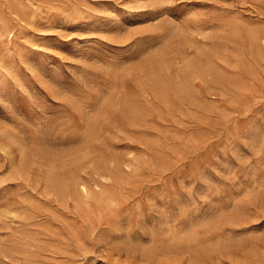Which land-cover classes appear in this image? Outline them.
<instances>
[{"label": "rangeland", "instance_id": "rangeland-1", "mask_svg": "<svg viewBox=\"0 0 264 264\" xmlns=\"http://www.w3.org/2000/svg\"><path fill=\"white\" fill-rule=\"evenodd\" d=\"M263 258L264 0H0V264Z\"/></svg>", "mask_w": 264, "mask_h": 264}, {"label": "bare ground", "instance_id": "bare-ground-1", "mask_svg": "<svg viewBox=\"0 0 264 264\" xmlns=\"http://www.w3.org/2000/svg\"><path fill=\"white\" fill-rule=\"evenodd\" d=\"M163 52H164V51H163ZM31 64H32V63H31ZM18 79H19V78H18ZM17 142H18V141H17ZM21 154H22V153H21ZM43 183H44V182H43ZM84 190H85V189H84ZM84 192H85V191H84ZM7 216H8V215H7ZM232 218H233V217H232ZM237 243H238V242H237ZM240 243H241V242H240ZM240 247H241V246H240ZM243 247H244V244H243ZM245 247H246V245H245ZM245 247H244V248H245ZM241 249H242V247L240 248V251H241ZM223 250H224V249H223ZM231 250H232V249H231ZM247 250H248V249H247ZM206 251H207V250H206ZM233 251H234V250H233ZM237 251H238V250H237ZM202 252H203V251H202ZM229 252H230V251H229ZM224 253H225V252H224ZM233 253H234V252H232V254H233ZM238 253H239V252H238ZM238 253H237V254H238ZM245 253H247V252H245ZM204 254H205V253H204ZM218 254H220V253H218ZM227 254H228V253H227ZM240 254L243 255L242 253H240ZM240 254H239V257H240ZM205 255H206V254H205ZM205 255H202V254H201V255H200V258H201V256H205ZM207 255H208V253H207ZM225 255H226V254H225ZM245 255H246V254H245ZM245 255H244V258H245ZM218 256H219V255H218ZM227 256H228V255H227ZM233 256H234V255H233ZM247 256H248V255H247ZM184 257H185V256H184ZM198 257H199V256H198ZM198 257H197V258H198ZM213 257L216 258V256H214V255H213ZM221 257H224V254H223V256H221ZM231 257H232V256H231ZM231 257H229V258H231ZM252 257H253V256H252ZM178 258H179V257L177 256L176 260H177ZM181 258L183 259V255L181 256ZM189 258H190V257H189ZM189 258H187V259L185 258L186 261H187V260L190 261L191 258H193V257L191 256V258H190V259H189ZM200 258H198V259H200ZM234 258H235V256H234ZM234 258H232V259L234 260ZM237 258H238V257L235 258V260H234L235 262H237V261H236ZM240 258H241V257H240ZM174 259H175V258H174ZM179 259H180V258H179ZM193 259H194V258H193ZM193 259L191 260V262L193 261ZM201 259H202V258H201ZM204 259H206V258L204 257ZM218 259H219V258H218ZM218 259H217V260H218ZM242 259H243V258H242ZM242 259H238V260H242ZM245 259H247V258H245ZM249 259H250V257L248 256V260H249ZM253 259H254V257H253ZM263 259H264V258H263ZM196 260H197V259H196ZM196 260H195V261H196ZM206 260H210V258L208 257V259H206ZM214 260H215V259H214ZM220 260H221V259H220ZM220 260H218V261L221 262ZM251 260H252V259H251ZM182 261H183V260H182ZM189 261H187V262H189ZM201 261H202V263H203V260H201ZM201 261H200V262H201ZM224 261H225V260H224ZM228 261H229V260H228ZM246 261H247V260H246ZM255 261H258V260H254V264H256ZM179 262H180V261H179ZM200 262H199V263H200ZM206 262H207V261H206ZM219 262L214 263V264H219ZM239 262H241V261H239ZM259 262H260V261H259ZM176 263H177V262H176ZM229 263H230V262H229ZM250 263H251V262H250ZM250 263H249V264H250ZM173 264H175V263H173ZM178 264H179V263H178ZM180 264H181V263H180ZM184 264H185V261H184ZM188 264H189V263H188ZM191 264H192V263H191ZM195 264H198V262L195 263ZM204 264H205V263H204ZM210 264H212V263H210ZM238 264H239V263H238ZM240 264H241V263H240ZM243 264H248V263H245V261H244Z\"/></svg>", "mask_w": 264, "mask_h": 264}]
</instances>
